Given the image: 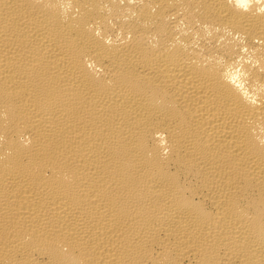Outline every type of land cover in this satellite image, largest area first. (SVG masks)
Listing matches in <instances>:
<instances>
[{"label": "bare ground", "instance_id": "1", "mask_svg": "<svg viewBox=\"0 0 264 264\" xmlns=\"http://www.w3.org/2000/svg\"><path fill=\"white\" fill-rule=\"evenodd\" d=\"M0 264H264V0H0Z\"/></svg>", "mask_w": 264, "mask_h": 264}]
</instances>
